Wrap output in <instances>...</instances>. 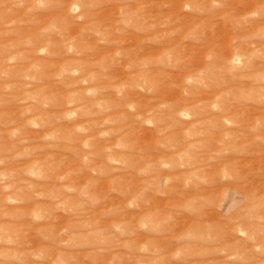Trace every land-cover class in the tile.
I'll return each mask as SVG.
<instances>
[{"label": "rangeland", "instance_id": "rangeland-1", "mask_svg": "<svg viewBox=\"0 0 264 264\" xmlns=\"http://www.w3.org/2000/svg\"><path fill=\"white\" fill-rule=\"evenodd\" d=\"M0 264H264V0H0Z\"/></svg>", "mask_w": 264, "mask_h": 264}, {"label": "bare ground", "instance_id": "bare-ground-1", "mask_svg": "<svg viewBox=\"0 0 264 264\" xmlns=\"http://www.w3.org/2000/svg\"><path fill=\"white\" fill-rule=\"evenodd\" d=\"M241 1H243V2L245 1V2H247V4H248V3L253 2V1H256V2H257V1H262V0H232V2H233L234 4H235L236 2H241ZM230 5H231V4H230ZM232 5H233V4H232ZM243 7H244V6H243ZM238 10H239V9H238ZM240 11H241V13L244 12V11H243V8H241ZM242 159H243V158H242Z\"/></svg>", "mask_w": 264, "mask_h": 264}]
</instances>
